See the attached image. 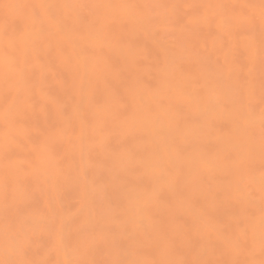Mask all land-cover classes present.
I'll use <instances>...</instances> for the list:
<instances>
[{"label": "rangeland", "instance_id": "rangeland-1", "mask_svg": "<svg viewBox=\"0 0 264 264\" xmlns=\"http://www.w3.org/2000/svg\"><path fill=\"white\" fill-rule=\"evenodd\" d=\"M0 264H264V0H0Z\"/></svg>", "mask_w": 264, "mask_h": 264}]
</instances>
